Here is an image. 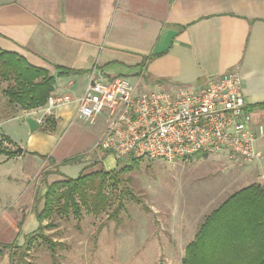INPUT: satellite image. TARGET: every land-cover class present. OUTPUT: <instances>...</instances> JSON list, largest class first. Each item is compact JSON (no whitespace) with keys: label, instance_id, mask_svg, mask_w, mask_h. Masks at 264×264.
I'll list each match as a JSON object with an SVG mask.
<instances>
[{"label":"crops","instance_id":"1","mask_svg":"<svg viewBox=\"0 0 264 264\" xmlns=\"http://www.w3.org/2000/svg\"><path fill=\"white\" fill-rule=\"evenodd\" d=\"M0 49L53 75L55 67L70 71L56 77L49 95L68 94L72 101L51 113L46 104L18 110L2 97L0 145L23 149L12 157L0 155V188L5 191L0 189V210L13 213L8 222L18 242L38 225L30 209L42 169L53 180L99 170L98 165L104 169L103 154L75 157L70 129L80 120L76 99L92 67L106 77H125L137 92L175 91L236 73L253 123L264 124V107L257 106L264 103V0H0ZM29 116L39 122L33 132L25 121ZM46 117L55 120L51 131L42 129ZM105 125L103 115L90 125L91 147ZM256 146L264 152V137ZM18 185L29 189L28 200H10ZM174 230L179 240L173 237L163 250L181 264L197 229L188 232L181 224Z\"/></svg>","mask_w":264,"mask_h":264},{"label":"rangeland","instance_id":"2","mask_svg":"<svg viewBox=\"0 0 264 264\" xmlns=\"http://www.w3.org/2000/svg\"><path fill=\"white\" fill-rule=\"evenodd\" d=\"M9 84L0 79V106L4 105L2 90ZM14 123L9 125L14 126ZM89 127L82 120H76L70 127L75 146L73 151H76L77 158L96 155V152L90 150L92 143L88 140ZM3 133L4 128L1 127L0 134ZM97 153L103 154V167L107 171H117L131 159L120 163L115 162L110 153ZM100 167L96 166L97 169ZM50 174L43 169L37 174L35 196L42 194L46 184L57 181ZM251 183H259L264 187V164L259 167L256 161L236 159L227 151L173 163L142 158L132 171L119 175L117 188L111 185L106 188L114 203L118 200L122 203L118 221H115L116 217H108L115 204L99 215L82 209L79 218L71 213L52 216L42 222L36 241L25 254L17 248L3 249L0 264H10L13 252L15 264L20 263V253L24 255L22 264H177L179 259H168L163 250L164 243H171L173 237L179 240L174 227L183 224L184 230L188 232L195 229L198 231L207 214L231 193ZM3 188L1 186L0 189L5 192ZM125 188L132 191L142 201L141 204L127 195L118 199L120 190ZM14 190L15 193L18 190V193L10 198L11 201L30 198L26 194L30 192L29 189L25 190L18 185ZM41 208L42 202L30 210ZM12 214L0 210V243H23L24 239L19 242L15 239V233L8 222ZM24 232H27L26 229ZM40 235L52 241L54 257Z\"/></svg>","mask_w":264,"mask_h":264},{"label":"built area","instance_id":"3","mask_svg":"<svg viewBox=\"0 0 264 264\" xmlns=\"http://www.w3.org/2000/svg\"><path fill=\"white\" fill-rule=\"evenodd\" d=\"M70 101L68 94L49 95L47 113ZM76 101L80 120L92 125L103 115L106 121L90 150L110 153L117 162L146 158L173 163L227 151L236 159L264 164V152L256 146L264 124L253 123L236 73L175 91L137 92L125 77H106L92 67Z\"/></svg>","mask_w":264,"mask_h":264},{"label":"trees","instance_id":"4","mask_svg":"<svg viewBox=\"0 0 264 264\" xmlns=\"http://www.w3.org/2000/svg\"><path fill=\"white\" fill-rule=\"evenodd\" d=\"M55 70V75L50 74L44 68L29 64L24 57L0 49V79L10 83L2 92L10 106L15 104L22 110H30L45 105L56 77L70 73L58 67ZM257 106L264 107V103ZM43 122V131L54 129L53 118L46 117ZM1 154L8 157L16 155L14 150L0 145ZM197 156L206 155L198 153L194 157ZM140 159L131 158L117 171L101 168L46 184L42 194L34 197L35 206L42 202V208L34 210L38 223L36 229L27 234L20 245L15 242L0 243V256L6 248H17L25 254L36 241L42 222L52 216L71 213L79 218L82 209L99 215L115 204L108 217H116L115 221H118L122 203L119 200L114 203L106 188L109 185L117 188L119 175L132 171ZM126 195L141 204L142 201L127 188L120 190L117 198ZM40 236L54 257L52 241ZM14 256L13 252L10 264H15ZM23 256V253L19 254V264L24 262ZM181 264H264V187L259 183L244 186L207 214L193 241L186 246Z\"/></svg>","mask_w":264,"mask_h":264},{"label":"water","instance_id":"5","mask_svg":"<svg viewBox=\"0 0 264 264\" xmlns=\"http://www.w3.org/2000/svg\"><path fill=\"white\" fill-rule=\"evenodd\" d=\"M25 121H26L27 126L29 128V131H31V132L35 131L39 127V122L30 116L27 117L25 119ZM22 152H23V149L21 147H17L15 149V153L22 154Z\"/></svg>","mask_w":264,"mask_h":264}]
</instances>
